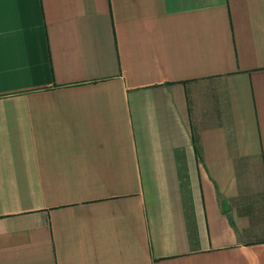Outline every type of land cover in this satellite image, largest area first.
<instances>
[{
	"label": "crops",
	"instance_id": "crops-1",
	"mask_svg": "<svg viewBox=\"0 0 264 264\" xmlns=\"http://www.w3.org/2000/svg\"><path fill=\"white\" fill-rule=\"evenodd\" d=\"M243 163L264 0H0V264H264Z\"/></svg>",
	"mask_w": 264,
	"mask_h": 264
},
{
	"label": "rangeland",
	"instance_id": "rangeland-1",
	"mask_svg": "<svg viewBox=\"0 0 264 264\" xmlns=\"http://www.w3.org/2000/svg\"><path fill=\"white\" fill-rule=\"evenodd\" d=\"M242 170L243 172L245 173V178L247 181H246V184L248 186V189L250 191V194L248 195V197H243L244 199L247 198L249 200H264V192L260 193V194H253L254 192V187L252 186L253 185V175H251L252 172L251 169L248 170L250 168V165L249 164H246V163H243L242 165ZM246 211L249 212V214L252 216V226L254 227H259V228H262L264 229V203H250V206L248 208L245 209ZM247 212V213H248Z\"/></svg>",
	"mask_w": 264,
	"mask_h": 264
}]
</instances>
